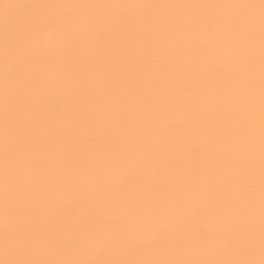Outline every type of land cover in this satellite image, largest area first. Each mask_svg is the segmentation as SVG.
Segmentation results:
<instances>
[{
  "label": "snow or ice",
  "instance_id": "obj_1",
  "mask_svg": "<svg viewBox=\"0 0 264 264\" xmlns=\"http://www.w3.org/2000/svg\"><path fill=\"white\" fill-rule=\"evenodd\" d=\"M0 264H264V0H0Z\"/></svg>",
  "mask_w": 264,
  "mask_h": 264
},
{
  "label": "bare ground",
  "instance_id": "obj_2",
  "mask_svg": "<svg viewBox=\"0 0 264 264\" xmlns=\"http://www.w3.org/2000/svg\"><path fill=\"white\" fill-rule=\"evenodd\" d=\"M7 2H9V3H15L16 0H7ZM161 2H166V0H161Z\"/></svg>",
  "mask_w": 264,
  "mask_h": 264
}]
</instances>
